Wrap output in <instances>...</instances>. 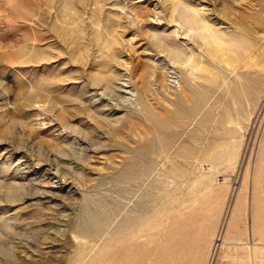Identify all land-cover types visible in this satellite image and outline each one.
Wrapping results in <instances>:
<instances>
[{"label": "rangeland", "instance_id": "obj_1", "mask_svg": "<svg viewBox=\"0 0 264 264\" xmlns=\"http://www.w3.org/2000/svg\"><path fill=\"white\" fill-rule=\"evenodd\" d=\"M234 218L264 244V0H0V264H207Z\"/></svg>", "mask_w": 264, "mask_h": 264}, {"label": "bare ground", "instance_id": "obj_2", "mask_svg": "<svg viewBox=\"0 0 264 264\" xmlns=\"http://www.w3.org/2000/svg\"><path fill=\"white\" fill-rule=\"evenodd\" d=\"M249 232H252V231H249ZM260 245H264V244L260 241H258V242L252 241L251 243H246V242H242V241H232V240H226V239L222 238V240H220L218 242H214V244L212 245L211 251H210L208 259H207V264H215L216 258L219 256V248H224V249L226 248V250H228V251L235 248V250L237 251L239 248L246 247V246L249 247L248 253H249L250 261L252 262V264H259L260 258L257 255V250L260 248ZM261 252L263 253V251H261ZM234 264H246V262L242 259V257L237 256V257H235Z\"/></svg>", "mask_w": 264, "mask_h": 264}, {"label": "crops", "instance_id": "obj_3", "mask_svg": "<svg viewBox=\"0 0 264 264\" xmlns=\"http://www.w3.org/2000/svg\"><path fill=\"white\" fill-rule=\"evenodd\" d=\"M238 229L240 230V234L244 235L246 232V230H244V228L241 226L240 222L238 221V218H234L233 220H231L230 226L228 228V238L229 240L232 241H236L237 240V235L236 233H238ZM252 233L254 234V236H258L262 239H264V232H262L259 229V226L257 225V223L253 224V228H252ZM238 241V240H237ZM242 259L246 262V260L242 257ZM259 264H264V261L259 263Z\"/></svg>", "mask_w": 264, "mask_h": 264}, {"label": "water", "instance_id": "obj_4", "mask_svg": "<svg viewBox=\"0 0 264 264\" xmlns=\"http://www.w3.org/2000/svg\"><path fill=\"white\" fill-rule=\"evenodd\" d=\"M137 209H142L140 204H136Z\"/></svg>", "mask_w": 264, "mask_h": 264}]
</instances>
